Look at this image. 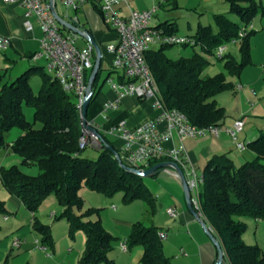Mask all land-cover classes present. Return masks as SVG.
I'll list each match as a JSON object with an SVG mask.
<instances>
[{
  "label": "trees",
  "instance_id": "obj_1",
  "mask_svg": "<svg viewBox=\"0 0 264 264\" xmlns=\"http://www.w3.org/2000/svg\"><path fill=\"white\" fill-rule=\"evenodd\" d=\"M226 2L229 13L234 14L239 23L231 21L226 15H215L216 33L210 26H198L191 36L196 41L195 46L199 45L202 52L208 55L230 43L240 29L251 24L257 15L264 16V0ZM93 3L100 14L97 4ZM157 29L176 34V29L169 24ZM61 31L70 33L65 28ZM253 34V31L248 32L240 43L241 63L230 56L223 57L224 69L230 75L239 76L248 63L249 40ZM169 48L172 47L160 46L145 55L165 107L182 112L198 128L221 127L226 112L217 105L214 97L223 91L234 90V86L226 81L222 73L202 77V71L209 63L202 54L194 53L190 58L171 60L165 55ZM35 73L41 78L37 94L30 87L31 75ZM99 73L93 87L98 83ZM1 80L0 77V150L10 148L21 156L23 164L36 165L40 171L33 177L22 173L17 166L1 170L2 185L17 196L31 213L36 212L47 197L54 195L63 208L58 219L67 220L69 236L73 238L78 231L85 234V248L79 264H115L109 253L117 239L104 229L100 219H90L93 215L98 217L100 210L91 208L76 214L84 206L81 189L85 187L105 197L123 193L124 204L142 201L150 215L156 211L155 196L142 183V177L118 164L107 147H90L98 152L95 160L83 155L86 148L79 146L82 128L76 99L67 94L43 67L33 66L12 81ZM94 94L89 107L95 99ZM24 106L34 109L33 122L26 120ZM37 124L40 126L36 127ZM15 128L21 131V135L9 144L6 134ZM102 140L118 153L113 141L105 136ZM246 150L251 158L240 166L226 155H216L208 161L199 187V207L195 209L220 242L224 261L229 264H264L262 250L257 245L244 242L242 237L247 226L239 220L241 217L264 220V130L246 145ZM122 164L129 167L123 161ZM0 214L5 215L1 204ZM32 222L41 246L53 250L50 230L35 218ZM159 233V228L142 222L132 225L125 243L128 250L142 249L140 264H171L170 258L164 254Z\"/></svg>",
  "mask_w": 264,
  "mask_h": 264
},
{
  "label": "crops",
  "instance_id": "obj_2",
  "mask_svg": "<svg viewBox=\"0 0 264 264\" xmlns=\"http://www.w3.org/2000/svg\"><path fill=\"white\" fill-rule=\"evenodd\" d=\"M224 1L228 6L229 13V5L226 0ZM55 3L56 12L60 17L63 19L76 20L78 25L83 30L91 33L102 51V61H106L110 64L111 55L107 51V47L115 45L118 37L116 32L103 22L101 15L95 8L94 3L90 0L85 2L82 6H78L76 8L74 6L66 5L63 0H55ZM153 6H158V11L153 16L156 23L153 25L150 24V26L157 29L164 24H169L172 28L176 29L175 33L178 34L177 27L174 21L171 20L169 14H161L160 11L165 8L177 10L179 8V0H124L118 6V11L123 16H127L131 11H145ZM24 14L25 9L23 7L19 5H7L0 0V36L8 37L11 41L9 48L6 51L1 52L7 53L10 50L17 53L20 52L23 54V58H30L37 53V51L32 52L31 50H26V47L28 46L27 42L30 40L36 41L38 47H40L39 40L42 33L34 18L30 19L33 25L32 32L26 31L24 25ZM64 34L75 36L77 40L78 36L72 32H64ZM229 44L231 43L225 45ZM225 56L232 57L230 54H225ZM111 73L114 72L111 70L109 75ZM109 75L107 78L111 77ZM115 75V78H117L116 73ZM239 92L240 96L232 99L235 106L233 109L227 108L226 110L223 107L225 112L227 111L226 118L221 126L222 131L218 136H207L199 139L183 140L175 138L166 144L167 149L178 148L183 145L185 148L187 167L193 168L199 177H202L208 161L216 155H226L231 158L236 165H241L251 158L249 153L246 154V152H248L247 150L239 151L236 148L235 142L227 135L224 129L231 127L234 121L241 119L244 122V128L238 134L240 137L237 138V141L247 145L249 142L257 139L260 136L261 131L264 130V90H261L259 95H254L252 91L247 88ZM93 94L95 95V99L87 111V119L89 121H95L99 124L102 128L103 134H106L104 132L110 125L119 121L125 120L129 127L134 128L156 118L160 113L159 110L152 107L150 102L140 100L136 97H125L118 100L116 94L109 86L106 90H103V83H97L96 86L93 87ZM106 103H116L117 108L105 110L104 106ZM163 127V124L159 126L160 129H163ZM20 135L21 132H18L17 137ZM105 137L114 142L115 148L117 149L119 155H121L123 141L108 134L105 135ZM16 138L10 140L9 144H12ZM184 174L186 175V173ZM155 178L160 182L159 185L156 186L154 192H152L156 198V211L154 215H150L148 213V207L142 201H135L128 206H133L134 203L141 202L142 211L144 210L148 215L150 226H155L160 229V232L165 233L166 239L162 240V242L165 241V250L168 251L169 257L172 259L171 264H215L217 260L216 247H214L213 243L208 240V235L205 233L201 223L188 210L181 180L178 174L174 170L166 168L161 170ZM186 178L188 179L187 175ZM97 203L101 202L98 201L94 205H97ZM94 207L95 206H91V208ZM115 209L116 208H112L113 211ZM168 209L175 210V218H172L167 214ZM15 212V214L2 215L3 219L9 223L7 228H0V230H5L8 233H15V238L12 241V247L13 242L15 240H19L20 246L18 248H22L28 246L30 243V240L28 239L29 235L26 232L27 228H31V220H28V215L22 211L21 206L18 205ZM81 213L83 212H80V214ZM52 216H55V214H52ZM123 216L124 212L111 220L114 225L124 231V233H122V235H124V239L117 240L118 250L122 253H128L130 250L127 249V251H123L120 248V244L126 241L132 225L136 222L142 221L135 220L138 219V216L134 219ZM98 219H100L101 222L103 221L100 213ZM34 237L35 240L31 242V248H34V246H37V243H39V238L36 234ZM132 250V259H129V257L127 259L123 258V264L140 263L143 255L142 249L138 248L136 250ZM52 252L54 251H50L46 248L45 250L42 249V246H40V251L37 250L34 253L25 251V254L27 255L26 264H55L54 262H50L54 256ZM43 253L44 256L42 255ZM111 260H113L116 264L115 258H112ZM59 264L66 263L65 261H61ZM223 264L229 263L224 261Z\"/></svg>",
  "mask_w": 264,
  "mask_h": 264
},
{
  "label": "built area",
  "instance_id": "obj_3",
  "mask_svg": "<svg viewBox=\"0 0 264 264\" xmlns=\"http://www.w3.org/2000/svg\"><path fill=\"white\" fill-rule=\"evenodd\" d=\"M7 5H19L25 9V29L32 32L33 25L30 21L34 18L41 30L39 51L31 59L37 61L44 59L47 66L46 73L56 80L67 94L75 97L77 109L80 114L82 134L79 139L81 149L87 147L99 148L102 137L110 135L123 141L121 160L130 168L139 171L142 176L145 171L162 162H172L188 176L187 184L191 193L194 208L199 207V187L202 177H199L193 168L187 167L185 148H166V144L177 138L199 139L207 136H218L222 131L220 126L198 128L192 125L185 114L165 107L156 83L148 66L145 55L154 47L160 46H195L192 37L178 34H167L163 30L150 26L153 16L158 11V6H153L145 11H131L123 16L118 11V6L124 0H91L97 4L103 22L110 26L117 34V43L107 47L111 55V69L117 78L108 77L105 83L116 94L117 99L136 97L151 103L154 109L160 111L159 115L145 124L131 128L125 120L112 124L102 133V128L95 121L83 118V104L87 93L89 74L94 67L95 52L90 43L83 48L76 45V37L64 34L61 26L55 19L50 0H2ZM90 0H63L68 6H82ZM251 27V26H250ZM248 27H242L238 36L230 41L239 44L246 38ZM11 44L8 37L0 36V51H6ZM226 47H218L214 55L222 60ZM237 91L242 86L235 87ZM253 93V92H252ZM116 103H106L105 110L116 109ZM163 124V129L159 126ZM244 122L239 119L224 131L235 142L239 151L246 150V144L237 141L238 134L243 130ZM94 130L96 133L92 132ZM156 163V164H154ZM185 175V176H186ZM167 214L175 218L174 209H168ZM200 214V213H199ZM201 215V214H200ZM161 240L166 239L163 232L159 233ZM20 241L15 240L13 247L18 248ZM123 251H127L125 242L120 244ZM45 250V247H42Z\"/></svg>",
  "mask_w": 264,
  "mask_h": 264
},
{
  "label": "rangeland",
  "instance_id": "obj_4",
  "mask_svg": "<svg viewBox=\"0 0 264 264\" xmlns=\"http://www.w3.org/2000/svg\"><path fill=\"white\" fill-rule=\"evenodd\" d=\"M160 12L161 14H169L171 20L174 21L177 27L178 34L180 36H193L198 25L210 26L213 32L216 33L218 27L216 26L213 18V16L216 14H225L231 21L239 23L238 18L234 14L228 13V6L224 0H179V8L177 10H170L169 8H165ZM154 23H156L155 18L151 20L150 24L153 25ZM247 27L249 29L248 32L253 31L254 34L250 37L249 40V61L243 67L239 76L230 75L229 73H227V71L224 69V61L217 59L214 54L208 55L206 53H203L199 45L194 47L174 46L167 49L165 51V55L171 60H177L179 58H190L194 53H200L209 61L208 65L202 71V77H213L217 74L222 73L225 75L226 81L232 86L237 87L238 85H241V91L247 88L250 89L254 95H259L260 91L264 90V16L257 15L253 19L251 24H249ZM27 44L28 46L26 47V50H31L32 52L39 51V47L36 41L30 40L27 42ZM86 44L87 42L83 38L77 37L76 45L78 48H83ZM225 47V54H230L232 58L238 63L242 62L240 43L225 45ZM157 48L158 47H154L153 49ZM22 56V53H17L12 50L8 51L7 53L0 51V77L2 79L1 82H4L5 80L12 81L33 66L43 67L44 71H47V66L44 59L35 61L31 58H23ZM111 70V65L108 64V62L103 61L102 68L98 77V83H103V90H106L108 88L105 80ZM109 76L115 77L116 75L115 73H111ZM30 87L34 94L38 93L41 87V78L38 73L31 75ZM239 96L240 92L234 88V90H226L219 93L214 97V100H216L218 106L224 107L227 110V108L233 109L235 107L232 99H235ZM23 113L28 122H33L34 109L32 107L24 106ZM39 126V124L36 125V127ZM18 132L21 131L15 128L7 133L5 137L7 143H9L10 140L15 139L18 136ZM239 137L240 136L238 135L237 138ZM246 154H248V152H246ZM83 155L95 160L97 159L98 152L91 149L90 147H87ZM13 166L19 167L22 173L29 176L35 177L40 173L39 168L36 165L23 164L21 156L13 152L11 149H1L0 171L7 170ZM141 181L151 192H154L156 186L159 185L160 182L155 177H142ZM80 197L84 203V206L81 211H76V214H80V212L84 213L88 209H91V206H95L92 209L97 208V210H100L99 213L101 214V218H103V221L101 223H103L102 225L104 229L117 240L124 239V235H122L124 231L118 226L114 225L111 219L117 217L123 212V217L134 219L138 216V219L135 220H140L142 221V223H144V225L150 226V222L148 220L149 217L144 210L142 211L141 202H136L133 204V206H128L122 201L123 193L116 194L113 197H105L102 194L93 192L88 188L83 187L80 191ZM98 201H100L101 203H97V205H94ZM0 204L5 209V214L8 215L15 214V210L18 208V205L21 206L22 211L26 213V215H28V220H31V228H27L26 232L29 235L28 239L30 240V243L28 246L22 248L12 247V241L15 238V233H8L5 230H0V264H26L27 255L25 254V251L32 253L37 250L40 251V238L33 229L32 221L34 220V218L41 225L46 226L50 230L54 242L53 250H51L54 251L52 252L54 256L53 259L50 260V262L59 264L61 263V261H65L66 264H78L80 255L85 248V234L82 231H78L75 233L73 238L69 236V224L67 220L64 218L58 219L63 208L58 204L54 195L47 197L42 202L40 208L36 212L31 213L24 207L21 200L17 196L11 194L2 185L0 179ZM112 208L116 209L113 211ZM52 214H55V216H52ZM2 215L3 214H0V228L5 229L7 228L9 222L5 221ZM90 219L97 220L98 217L97 215H93L92 217H90ZM239 220L243 221L247 226L246 231L244 232L242 237L244 242L247 245H257L264 254V220L257 221L252 218L244 217L239 218ZM35 234L39 238V243H37V246L35 245L36 247L34 246V248H31V242L35 240ZM208 240H210L209 237ZM162 245L164 254L169 257L168 251L165 250V241L162 242ZM138 248L140 247H136L134 248V250ZM132 251L133 250H130L128 253L120 252L118 250V242H116L114 244L113 250L109 253V258H115L116 264H123V258L127 259L129 257V259H132ZM42 255L44 256V253ZM170 261H172V259H170Z\"/></svg>",
  "mask_w": 264,
  "mask_h": 264
},
{
  "label": "water",
  "instance_id": "obj_5",
  "mask_svg": "<svg viewBox=\"0 0 264 264\" xmlns=\"http://www.w3.org/2000/svg\"><path fill=\"white\" fill-rule=\"evenodd\" d=\"M50 4H51L52 13H53L55 19L57 20V22L60 24V26L65 28L66 30L72 32L73 34L77 35L78 37L83 38L86 42L90 43L94 49V52H95L94 67H93V70H92V72L89 76V79H88L87 93H86V98H85L84 104H83V118H86L87 110H88L90 101H91L92 96H93V85H94L96 77L99 73V70L101 68V62L103 59V54H102V51H101L100 47L98 46L97 42L95 41L94 37L88 31L83 30L78 25L76 20L63 19L62 17H60L57 14L56 9H55V4H56L55 0H50ZM91 131L96 133L94 130H91ZM102 145L107 147L109 150H111L113 152V155L116 158V160L118 161V164L123 169H125L126 171H129L132 174H135L139 177H155L159 174V172L161 170L166 169V168L174 170L178 174V176L181 180V185H182V188L184 191L185 200L187 203L188 210L201 223L202 227L204 228L205 233L208 235L211 242L216 247L217 260H216L215 264H223L225 255H224V251L222 249V246H221L220 242L214 237L211 229L206 224V222L204 221L202 216L199 215L198 212L196 211V209L194 208L192 201H191V193H190V190H189V187L187 184L186 176H185L184 172L182 171V169H180V167L177 164L172 163V162H162V163L156 164L152 168H150L149 170L145 171L144 175L142 176V174L139 171L123 165L122 160L120 158V155L117 152H115L113 150V148L110 147L108 144H106L103 140H102Z\"/></svg>",
  "mask_w": 264,
  "mask_h": 264
}]
</instances>
